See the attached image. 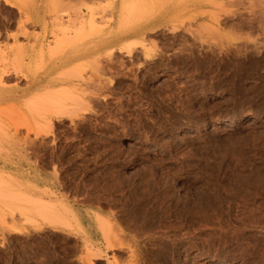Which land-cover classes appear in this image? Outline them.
Segmentation results:
<instances>
[{
  "label": "rangeland",
  "instance_id": "1",
  "mask_svg": "<svg viewBox=\"0 0 264 264\" xmlns=\"http://www.w3.org/2000/svg\"><path fill=\"white\" fill-rule=\"evenodd\" d=\"M1 73L0 264H264V0H0Z\"/></svg>",
  "mask_w": 264,
  "mask_h": 264
},
{
  "label": "bare ground",
  "instance_id": "2",
  "mask_svg": "<svg viewBox=\"0 0 264 264\" xmlns=\"http://www.w3.org/2000/svg\"><path fill=\"white\" fill-rule=\"evenodd\" d=\"M125 3H124V5H123V7L125 6L126 7V5L125 4H127L126 3V1H124ZM122 10H124V9H122ZM123 12V11H122ZM93 17V16H92ZM94 18V17H93ZM92 22V20L90 19V17H89V21H88V18H87V20H83L82 19V21H81V23H80V26H82L83 27V24L85 23V25H88V31H87V33L84 35V33H82L81 35L83 36V38H86L87 36H89V35H91V34H93V35H95L94 34V31H96L95 29H93L94 28V26L96 25H94L93 24V22H92V24H91V22ZM94 22H95V20H93ZM83 23V24H82ZM91 25V26H90ZM93 25V26H92ZM90 26V27H89ZM93 27V28H92ZM95 28H96V26H95ZM93 29V30H92ZM84 29H82V31H83ZM97 32V31H96ZM95 32V33H96ZM97 34V33H96ZM99 34V33H98ZM92 36V35H91ZM91 36H89V37H91ZM79 38L81 39V36H79ZM88 39V38H87ZM93 39H94V37H93ZM96 39H100L101 40V38L100 37H98V38H95V40ZM89 40V39H88ZM83 41V40H82ZM85 41V40H84ZM83 41V42H84ZM92 41H94V40H92ZM82 42V43H83ZM87 42V41H86ZM85 42V43H86ZM95 42V41H94ZM94 42H91V40H90V42L88 43L89 45L90 44H92V43H94ZM100 42V41H99ZM84 43V44H85ZM84 44H82V46L84 45ZM87 44V45H88ZM97 44H99V43H97ZM89 45H88V47H89ZM94 45V44H93ZM96 46V45H95ZM84 47V46H83ZM98 47V46H97ZM80 48V47H79ZM92 48V47H91ZM89 49V48H88ZM84 50V49H83ZM93 50H94V48H93ZM90 51V50H89ZM89 51L87 50V51H85V52H83L82 50L80 51V54H82V55H86V57H87V54L89 53ZM112 51V50H111ZM91 52V51H90ZM73 53V52H72ZM98 53V52H97ZM76 54V53H75ZM70 55H71V53H70ZM78 55V54H77ZM99 55H100V52H99ZM92 56H94V55H92ZM97 55L95 54V57H96ZM68 57H70V56H68ZM79 57H80V55H79ZM99 57V56H98ZM97 57V58H98ZM68 59V58H67ZM96 59V58H95ZM99 59V58H98ZM1 76H0V80H1V78H2V73L0 74ZM5 76V75H4ZM9 76V75H8ZM101 78V77H100ZM99 80V79H98ZM102 81V80H101ZM100 81V82H101ZM3 83V82H2ZM99 84V83H98ZM102 85V84H101ZM34 86V84H30L29 86H28V89H31L32 87ZM97 86H99L100 87V85H97ZM98 87V88H99ZM102 87V86H101ZM100 87V88H101ZM100 88H99V90H100ZM63 89V88H62ZM62 89H59V88H55V89H44L40 94H38L37 92H36V94H34L33 96H31V104H32V107H30V108H32V110L34 109V110H38V111H40V112H42L43 113V116L44 117H47V118H50V116L53 114V113H56V109H57V106H58V104H59V102H60V99H61V95L60 94H62L61 92H62ZM67 89V88H66ZM65 90V88L63 89V91ZM67 91V90H66ZM65 91V92H66ZM67 94V93H66ZM59 109V108H58ZM58 109H57V111H58ZM36 112V111H35ZM39 112V113H40ZM40 115H42V114H40ZM53 116V115H52ZM223 124L224 125H230V123H229V120H223ZM2 131V130H1ZM3 133L5 132V131H2ZM6 134H7V132H5ZM10 135V134H9ZM4 136V135H3ZM7 136V135H6ZM1 137V136H0ZM1 138H3V137H1ZM0 138V139H1ZM9 138V137H8ZM10 139V138H9ZM13 139V138H12ZM3 140V139H2ZM8 141V140H7ZM10 143V142H9ZM9 143H7V144H9ZM3 144V143H2ZM5 144H6V142H5ZM1 147H2V145H1ZM0 147V148H1ZM6 147V146H5ZM14 147V146H13ZM5 148H3L2 150H4ZM1 150V149H0ZM5 152H6V150H4ZM8 151V150H7ZM19 152V151H18ZM7 154V153H6ZM9 155V154H8ZM0 174H2V173H0ZM5 175H6V173H5ZM8 177V176H7ZM0 178H2V176L0 177ZM4 178H2V179H0L1 181L3 180ZM13 181H16V180H14V177L13 178H11ZM18 179V178H17ZM18 180H20V179H18ZM4 181V180H3ZM13 181H11L12 183H13ZM4 182H6L7 183V180H5ZM9 183V182H8ZM7 183V185H9ZM19 183H21V182H19ZM0 184H2L1 182H0ZM18 184V183H17ZM26 184V183H25ZM4 185V184H3ZM3 185H1L2 187H3ZM15 185V184H14ZM12 186V185H11ZM21 186V185H20ZM31 186V185H30ZM2 187H0V188H2ZM5 188V187H4ZM4 188H2L4 191H5V189ZM24 189H26L25 187H23ZM13 189V188H12ZM17 189V188H16ZM43 189H45V188H43ZM48 189V188H47ZM2 190V196H1V198L2 197H8V196H10V197H8L9 198V200L7 199V201H11V202H13L14 201V203L16 204V206H18L17 205V203H19V206L21 205L24 209H26L25 207H27V208H30L31 210L32 209H34V211H35V213L37 212V211H43V210H46L47 212H48V210H50V209H53L54 208V204H51V203H48L46 200H45V202L44 201H42V200H40V199H37V195H35L36 196V198H34V196L32 195H28V194H15V193H9V192H4ZM19 190V189H18ZM37 190H42V189H37ZM1 191V190H0ZM8 191V190H7ZM22 191H24V190H22ZM26 191V190H25ZM24 191V192H25ZM50 191V190H49ZM6 193V194H5ZM7 193L9 194V195H7ZM23 193V192H22ZM49 193V192H48ZM52 193V192H51ZM5 194V195H4ZM36 194V193H35ZM46 194V193H45ZM50 194V193H49ZM1 195V194H0ZM4 195V196H3ZM6 197V198H7ZM38 197H40V196H38ZM0 198V199H1ZM6 198H3V199H5V201H6ZM10 199H13V200H10ZM53 199V198H52ZM51 199V200H52ZM44 200V199H43ZM4 202V201H3ZM10 202V204H12V206H14L13 205V203H11ZM47 202V203H46ZM7 203V202H6ZM9 206V205H8ZM11 206V205H10ZM16 206H14L15 208H17ZM64 207V206H63ZM60 208V207H59ZM66 209V208H65ZM28 210V209H27ZM27 210L25 211V214H26V218L28 217V215H27ZM31 210H29L30 212H33V211H31ZM58 210V209H57ZM51 211V210H50ZM56 212V211H55ZM21 213V212H20ZM38 213V212H37ZM57 213V212H56ZM60 213H62V212H60ZM29 214V213H28ZM59 215V214H58ZM68 217V216H67ZM73 217V216H72ZM48 218V217H47ZM74 218V217H73ZM75 218H76V215H75ZM50 220V219H49ZM54 223L57 221H54V220H52ZM51 221V222H52ZM66 221H69V220H66ZM50 222V223H51ZM52 222V224H54ZM75 222V221H74ZM66 223H68V222H66ZM55 224H57V222L55 223ZM78 225V224H77ZM81 226V225H80ZM79 227V226H78Z\"/></svg>",
  "mask_w": 264,
  "mask_h": 264
}]
</instances>
